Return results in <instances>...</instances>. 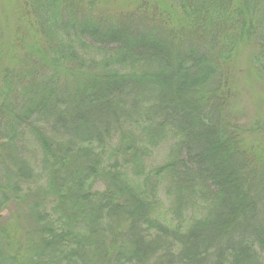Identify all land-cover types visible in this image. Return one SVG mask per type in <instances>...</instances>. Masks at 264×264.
Masks as SVG:
<instances>
[{
	"label": "trees",
	"instance_id": "16d2710c",
	"mask_svg": "<svg viewBox=\"0 0 264 264\" xmlns=\"http://www.w3.org/2000/svg\"><path fill=\"white\" fill-rule=\"evenodd\" d=\"M2 2L0 264H264V0Z\"/></svg>",
	"mask_w": 264,
	"mask_h": 264
},
{
	"label": "rangeland",
	"instance_id": "374dc122",
	"mask_svg": "<svg viewBox=\"0 0 264 264\" xmlns=\"http://www.w3.org/2000/svg\"><path fill=\"white\" fill-rule=\"evenodd\" d=\"M5 2L0 3V7L5 6ZM241 53L239 55V59L237 61V64L235 67H241L245 64L246 54ZM245 81V79H244ZM244 81H241L240 85V94L237 103V110L242 111L243 116L242 120L244 122L251 121L256 115L264 116V102H260V100L256 97V94L261 93V88L257 85V81H254L253 83L250 82L246 84ZM260 92H257V91ZM254 93V95H253ZM264 95V94H262ZM260 102V103H258ZM161 158H159V161L164 160L165 152L163 150H159ZM164 153V154H162Z\"/></svg>",
	"mask_w": 264,
	"mask_h": 264
}]
</instances>
